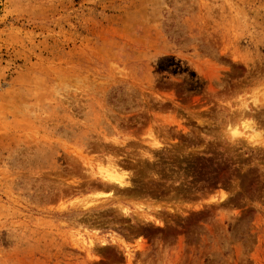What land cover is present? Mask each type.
<instances>
[{"label":"rangeland","instance_id":"rangeland-1","mask_svg":"<svg viewBox=\"0 0 264 264\" xmlns=\"http://www.w3.org/2000/svg\"><path fill=\"white\" fill-rule=\"evenodd\" d=\"M0 264H264V0H0Z\"/></svg>","mask_w":264,"mask_h":264},{"label":"bare ground","instance_id":"bare-ground-1","mask_svg":"<svg viewBox=\"0 0 264 264\" xmlns=\"http://www.w3.org/2000/svg\"><path fill=\"white\" fill-rule=\"evenodd\" d=\"M234 131H236L235 134H236V133H239V132L237 131V128H236ZM111 176H112V175H111ZM117 176H118V175H117ZM111 178H112V177H111ZM117 178H118V177H117ZM114 179H115V178H114ZM120 181H121V180H120ZM121 183H122V182H121Z\"/></svg>","mask_w":264,"mask_h":264}]
</instances>
